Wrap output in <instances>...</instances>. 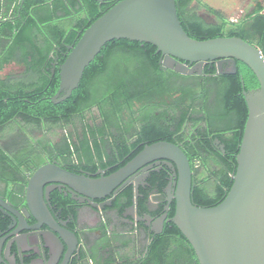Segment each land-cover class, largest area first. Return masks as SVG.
Segmentation results:
<instances>
[{"label":"trees","instance_id":"16d2710c","mask_svg":"<svg viewBox=\"0 0 264 264\" xmlns=\"http://www.w3.org/2000/svg\"><path fill=\"white\" fill-rule=\"evenodd\" d=\"M194 1L198 0H175L178 18L189 36L199 40L240 37L256 45L264 56V4L256 3L237 22L210 10L218 20L207 22L198 15ZM2 2L5 12L0 21V71L17 63L24 72L19 78L0 77V179L8 182L18 180L17 175L24 177L26 171L44 162L48 148L60 151L64 168L76 173H81L79 169L94 171L96 162L101 167L117 163L106 172L110 174L146 144L165 140L178 144L192 167L197 161L202 168L196 177L192 176V203L209 207L223 200L232 185L235 157L247 119L242 92L259 86L246 64L237 60L235 74H215L217 69H208V65L200 77L183 75L160 68L161 53L153 44L112 39L85 67L71 95L55 103L52 97L59 87V65L69 46L75 45L84 30L116 1ZM65 14L71 17L64 18ZM134 122L136 139L131 141ZM7 128L19 132L6 139L2 133ZM58 128L60 135L53 137ZM35 130L44 135L33 141ZM18 137L24 138L18 141ZM215 140L218 146L223 145L224 152ZM171 173L166 168L152 173L148 191L164 195ZM139 192L143 194L137 198L139 214L157 217L165 213V200L154 203L151 211L147 193L142 188ZM55 195L62 215L75 225L73 202L62 194ZM121 195L113 203L119 215L133 204L134 191L128 187ZM174 209L173 201L167 218L174 215ZM6 227V220L0 219V230ZM114 238L91 247L87 257L90 264H199L191 245L171 221L164 222L163 232L153 234L146 250L138 251L134 260L115 261L116 248L128 244L121 241V245H114ZM104 248L111 249L105 257L101 254Z\"/></svg>","mask_w":264,"mask_h":264},{"label":"water","instance_id":"95a60500","mask_svg":"<svg viewBox=\"0 0 264 264\" xmlns=\"http://www.w3.org/2000/svg\"><path fill=\"white\" fill-rule=\"evenodd\" d=\"M120 38L153 44L161 53L160 68L183 75L200 74L203 65L211 61L217 62L220 73L235 74L237 60L254 73L259 86L242 92L248 112L229 191L216 205L193 204L194 172L189 159L178 144L165 140L145 145L125 165L97 178L67 170L56 162L44 163L27 178L22 212L0 198L3 207L0 209L7 210L12 221L11 232L0 243V259L4 257V241L16 242L24 216L34 219L35 223L27 228L40 231L50 262L57 264L63 256L61 264H67L77 249L75 231L65 228L67 222L59 223L46 205L52 188L46 184L68 186L75 200L101 199L116 194L137 170L150 169L152 166H147L148 163L163 160L172 173L164 188L168 196L166 212L155 220L146 216L153 233H160L164 222L171 221L191 245L199 264H264V56L261 50L236 36L192 38L181 25L175 0H116L84 30L75 45L69 46L65 60L59 65V87L53 102L67 99L101 47ZM224 63L230 65L225 71L222 70ZM147 174H141L136 180H143ZM137 183L133 204L127 209L131 214L140 196ZM173 201L174 215L167 218ZM110 205L111 199L101 204L102 207ZM43 226L46 228L42 229Z\"/></svg>","mask_w":264,"mask_h":264},{"label":"flooded vegetation","instance_id":"af4514ba","mask_svg":"<svg viewBox=\"0 0 264 264\" xmlns=\"http://www.w3.org/2000/svg\"><path fill=\"white\" fill-rule=\"evenodd\" d=\"M23 1V0H20ZM40 1H48L50 0H40ZM116 0H110V1H104V2H112ZM72 14V13H71ZM200 16V15H199ZM71 15L65 14L64 18H69ZM204 18L207 22H213V20H207V18L201 16ZM209 65V66H208ZM208 66V69H210V66H214L217 71L215 74H222L220 73L217 62L211 61L207 62L203 65L202 73L197 74L194 73L193 75L196 76H202L204 75V68ZM229 64L224 63L222 65V70L225 71L229 69ZM209 76V74H207ZM156 115L158 114L155 112ZM162 123L164 121L162 120ZM136 130V122H134L131 133L133 134ZM22 135V134H21ZM132 139L131 141L136 139V136L133 134L131 135ZM130 137V138H131ZM24 137H18V141H21ZM59 140V139H58ZM159 141V140H158ZM154 143V142H153ZM216 146H218V140H215ZM147 145V144H146ZM6 143V147H8ZM105 147L107 149V152H110L109 150V143H105ZM218 148L224 152L223 145L218 146ZM61 152L57 151L55 149L48 148L44 151V163L49 162H56L59 166L64 168V163L61 162ZM194 161V160H193ZM106 160H103L102 163H106ZM40 164V165H41ZM38 165V166H40ZM97 167L94 171L89 169H79V174H85L86 176L97 178L101 175L106 176L109 174H106V172L110 171L112 168H114L116 164L114 165H107V166H100V162H96ZM152 166L148 170H144L143 168L137 170L134 173V177L127 182L124 183L123 186L119 188L116 194L110 195V196H104L101 199H90V201H81V200H75L72 193H70V189L68 186L59 185V184H46L49 187H52L49 191V197L45 200L46 205L48 206L50 212L54 216V218L60 223L62 221L67 222L65 225V228L75 231V234L78 238V246L77 249L74 250L67 262V264H73L75 261L78 264H90L92 263L90 260L88 261L87 257L91 253V247L96 244V242H99L101 244H105V241L107 238L115 236V238L112 240V243L114 245H121V241H127L128 246L116 248V251L118 252V258L115 260L116 262H122L124 260H134L138 258V251L146 250L150 239L152 237L153 231H152V225H148L151 222H148L146 219V216L151 217L152 219H157L161 215L157 217H153L149 215L148 213L142 212L138 213L137 204L138 201H136L134 213L131 214L127 209L128 207L122 212L121 215L117 212L115 208H113V203L116 200V198L122 197V193L128 188L132 187L135 195V186L136 183L138 184L139 188H142L144 192L147 193V201L149 205V210L153 211V204L156 202H163L167 199V194L161 195L160 193L156 192V190L148 191V187H150L148 183V179L152 176V173L154 172H161L162 170L169 169L168 166L164 164L163 160H154L147 164V166ZM37 166V167H38ZM92 166V165H91ZM35 167V168H37ZM29 170L24 173V177H21L17 175L19 178L18 180H10L8 182L3 181L0 179V198L3 199L5 202L10 204L12 207L17 209L18 211L22 212V209L25 206V185L28 176L35 170ZM90 167V165L88 166ZM192 170L194 172L193 177H196L199 172L202 170L200 167V164L197 161H194V165L192 167ZM114 172V171H113ZM148 172L147 176L142 180L137 181L141 174ZM2 172L0 171V174ZM112 173V172H111ZM55 193L62 194L63 196L69 197V199L73 202L72 205L76 208V219H75V225H71V219H66L64 215H62V209L58 207L57 202L54 201V198L57 197ZM140 197H143V194L140 193ZM79 197L78 195H76ZM163 197V198H161ZM111 199V205L110 206H101L102 203L105 201H109ZM93 203H95V206H93ZM167 203V202H166ZM166 205V204H165ZM0 208H3L0 206ZM165 210V207H164ZM168 211V210H167ZM166 212V210H165ZM0 219L6 220L7 227L3 230H0V243L8 236V234L11 232L9 229L11 221V215L10 213L5 209H0ZM25 222L20 224V227L22 230L18 234V237L16 239V242L13 243L12 239H7L3 243L2 252H4V257L0 259V264H56L55 262H50L48 260L49 254L48 251L43 247L41 243L40 238V231L28 229L27 227H31L35 221L31 216H24ZM109 220V221H108ZM164 227V224H163ZM46 227L43 226L42 229H45ZM154 229H157V227H154ZM163 232V229L160 233ZM156 233V234H160ZM63 261V256L59 259V262L57 264H61Z\"/></svg>","mask_w":264,"mask_h":264},{"label":"rangeland","instance_id":"374dc122","mask_svg":"<svg viewBox=\"0 0 264 264\" xmlns=\"http://www.w3.org/2000/svg\"><path fill=\"white\" fill-rule=\"evenodd\" d=\"M258 2L264 4V0H198V1H194L193 5H197L198 15L207 18V20H213V21L218 20L217 15L212 13V11H215L219 13L220 16H222L226 20L230 22H237L240 19H242L247 13H249L256 6V3ZM20 71H21L20 66L16 64L15 65L11 64L7 68H5L2 72H0V75H4L7 73L18 75ZM8 129L9 128L5 129L4 132L2 133L3 136L4 135L6 136V139L10 138L12 135H15L17 132H19V131L9 132L10 130ZM60 132L61 129L59 128L56 129L53 137L60 135ZM64 133H67V129L64 131ZM42 134L43 133L40 130H35L32 134V140L34 141L35 139H39L40 137H42Z\"/></svg>","mask_w":264,"mask_h":264},{"label":"crops","instance_id":"0c3cea01","mask_svg":"<svg viewBox=\"0 0 264 264\" xmlns=\"http://www.w3.org/2000/svg\"><path fill=\"white\" fill-rule=\"evenodd\" d=\"M5 12V8L3 7V2L2 0H0V21L2 20L3 18V13ZM12 64H16L18 66L21 67V71L19 72L18 75H13V74H10V73H7V74H4V75H0V77H5V76H8V75H12V77H16V78H19V76H21V74L24 72V67L20 64H17V63H12ZM11 65V64H10ZM9 65H7L5 68H7ZM4 68V69H5ZM3 69V70H4ZM3 70H1L0 72H2ZM109 251L111 252V249L108 250V248H104L102 251H101V254H103V256H107L109 254Z\"/></svg>","mask_w":264,"mask_h":264}]
</instances>
